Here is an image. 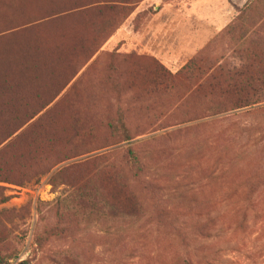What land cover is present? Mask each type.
<instances>
[{
    "label": "rangeland",
    "instance_id": "1",
    "mask_svg": "<svg viewBox=\"0 0 264 264\" xmlns=\"http://www.w3.org/2000/svg\"><path fill=\"white\" fill-rule=\"evenodd\" d=\"M88 1L40 0L0 14V32L32 20L20 36L65 44L51 87L97 49L63 93L0 145V169L16 180H0V254H13L10 264H264V0H219L217 19H233L225 28L199 21L207 4L199 12L197 0H165L184 13L173 20L178 37L159 38L172 43L159 53L135 33L165 22L155 7L114 0L69 9ZM246 65L254 76L244 94L256 103L232 110L238 95L226 86ZM120 111L130 142L111 130ZM47 112L57 134L44 138H76L31 142ZM74 163L82 166L61 171ZM55 227L66 230L39 245Z\"/></svg>",
    "mask_w": 264,
    "mask_h": 264
},
{
    "label": "trees",
    "instance_id": "2",
    "mask_svg": "<svg viewBox=\"0 0 264 264\" xmlns=\"http://www.w3.org/2000/svg\"><path fill=\"white\" fill-rule=\"evenodd\" d=\"M38 1L40 0H0V14L22 10L31 3ZM114 2L117 1L90 0L84 4L71 5L69 9L70 11H88V9L95 6L110 7L116 5ZM135 9L136 7L131 9L130 13ZM33 22L34 21L32 20H28L26 23H18L16 26L0 32V41L4 43L0 46V145L44 111L61 93H63L71 80L77 76L81 66H83L84 63H87L97 51L96 47H91L89 56L85 59L84 63L80 64V68L73 69L67 82L51 87L47 85L46 79L54 70L55 64H57V52L59 49L63 51L62 46L65 47V44L59 42L46 43L43 40V36H20L31 29L30 26L34 25ZM26 25L28 26L21 28ZM75 30V27L71 26L69 34L71 33L73 35ZM63 35H66V33ZM54 36L58 35L55 34ZM57 46L60 47L58 48ZM194 61L195 60H192L191 63ZM192 65L196 64L193 63ZM161 66L162 69H166L163 65ZM262 73L264 74V69L262 70ZM234 74L238 77V83H230L226 86V90L232 91L238 95L232 110L245 108L255 104V101L250 103L247 102L248 95L244 94L245 91L248 92L247 89H252L254 69L250 65H246L237 70ZM244 78L246 79L244 80ZM40 122H46V125L40 131L35 130L36 124L30 128V130L33 129L36 131L32 134L31 142L38 143V140L41 139L44 144L53 146L58 141L71 142L76 138L73 135H68L64 138L57 135L60 139L58 137L55 139L44 138L42 135L44 133L57 134L56 119L50 116V112L44 113V116L39 119V123ZM111 130L114 136L122 138L127 142H130L133 138L129 127L125 122L122 111L119 112L118 118L111 122ZM25 133L26 130L20 134L18 139L24 141ZM38 136H40L39 139ZM10 147L9 144L5 146L4 149L8 150ZM127 158L130 167L134 169L137 176H140L143 166L139 153L132 144H129L127 147ZM53 165H56V163ZM81 166V163H74L65 167L61 171H64L67 168L70 170ZM0 180L8 182L16 181L11 177L10 170L5 166L0 169ZM249 184L253 185L254 182H250ZM1 189L2 188L0 187V190ZM0 196L3 201L7 200V197L1 192ZM82 198L85 199V195L82 194ZM64 230L66 229H61V231H59V228L57 227L52 230H46L37 238V243L42 245L45 241H49L53 236ZM13 258V254H0V264H10V260Z\"/></svg>",
    "mask_w": 264,
    "mask_h": 264
},
{
    "label": "crops",
    "instance_id": "3",
    "mask_svg": "<svg viewBox=\"0 0 264 264\" xmlns=\"http://www.w3.org/2000/svg\"><path fill=\"white\" fill-rule=\"evenodd\" d=\"M187 1L190 2V0H187ZM197 1L198 2L196 3V6L195 5L194 6L200 10L199 12L203 11L204 7L209 9L210 11L209 12L210 14L203 15L202 13L201 15H197V17H199V21L201 22L204 21L207 23L211 22L210 24H213L215 26L217 25V27L219 26V28H225L233 20L232 19L230 22L225 23L224 20L226 19V16L221 19H217L218 15L220 16L224 15L222 11H220L217 7L219 0H197ZM204 4H207V5L203 6V8L200 7ZM149 6L155 7L156 8L155 10L157 11V13H155L154 15L164 18V21L166 23L164 22L163 24H156L155 26H151L148 32L137 31L135 33L137 34L138 39L139 38L141 39L142 37H144L143 42L141 40L142 42L141 44L143 45L145 49L150 50L152 52L159 53L162 49L168 50L167 48H160L161 46H167V44H169V46L172 45V43L169 42V40H165L163 42L159 41V38L165 35V31H167L170 34L168 37H171V36L178 37L179 33L177 32V26L174 24L173 20L176 17H178L179 14L184 13V12L182 9L178 8L175 4L173 5L171 3H167L165 0H145L140 5L139 10L141 8H145ZM186 29H187V25L184 26L183 24L182 30L185 31ZM184 31H183V34H186L187 32H184ZM200 41H201L200 37L199 38L195 37V40L193 39L194 44L195 43L198 44ZM173 46H175V43L173 44ZM169 49L171 50V47H169Z\"/></svg>",
    "mask_w": 264,
    "mask_h": 264
}]
</instances>
